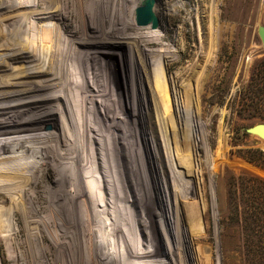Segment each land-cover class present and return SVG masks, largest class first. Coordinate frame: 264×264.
Listing matches in <instances>:
<instances>
[{
  "label": "rangeland",
  "instance_id": "374dc122",
  "mask_svg": "<svg viewBox=\"0 0 264 264\" xmlns=\"http://www.w3.org/2000/svg\"><path fill=\"white\" fill-rule=\"evenodd\" d=\"M21 1L4 0L0 15L18 10ZM53 1L57 7L65 1L76 6V0ZM132 1L115 0L120 44L147 49L151 58L140 62V68L150 67L154 73L165 64L160 78L165 87L158 82L155 89H167L153 109L154 74L145 73L140 81L127 83L133 108L130 101L122 104L108 96L103 106L98 101L96 105L84 62L87 59L90 67V60L76 56L85 76L89 125L74 135L75 150L53 149L40 133L18 160L17 148L0 142V264H245L241 233L222 219L230 208L231 175L264 178L262 167L242 157L248 150L264 153V139L245 130L264 123V46L258 32L264 27V0H155L158 29L149 25L148 31L125 25L121 7L129 10ZM4 25V30L9 28ZM141 34L166 36L167 41L144 45ZM117 62L115 57L120 82L125 66L119 59V71ZM199 65L210 68L207 79L188 82ZM176 74L183 88L169 87ZM106 89L105 83V96ZM145 101L151 115L140 119L138 109ZM128 109L134 115L127 118L130 128L125 129L123 113ZM8 137L0 133V139ZM83 141L88 144H79ZM166 188L177 207L172 211L176 222L171 260L167 244L173 236L165 238L157 212L161 193L168 216ZM28 196L33 202L23 201ZM62 256L66 261L60 263Z\"/></svg>",
  "mask_w": 264,
  "mask_h": 264
},
{
  "label": "bare ground",
  "instance_id": "6f19581e",
  "mask_svg": "<svg viewBox=\"0 0 264 264\" xmlns=\"http://www.w3.org/2000/svg\"><path fill=\"white\" fill-rule=\"evenodd\" d=\"M3 1L0 0V10L4 6ZM53 2V0H22V7L18 10L10 12L9 14L3 13V15H0V120H2V123L0 121V133L7 132L9 134L7 139L1 138L0 142L4 145L17 148L20 152L18 160H22L25 149L34 146L33 143L37 141L38 134L40 133H44L46 141L50 143L53 149L62 147L66 150H75L73 146L77 142L73 144L74 135L82 133L84 129L86 130V124L89 125L85 76L83 77L81 60L79 61L76 56L84 55L90 60L92 65L90 67L92 69L89 67L87 59L84 62L87 70L86 76L89 81L90 95L96 105L98 101L103 106L105 97L107 98V96L110 100L116 101L118 99V102L122 104L123 102H129L130 96L127 83L129 81H140L142 76L145 75L154 74L151 81V86L154 89L158 86V82H160L162 89L165 87L160 81L165 64L158 65L154 73H152L150 67L145 68L143 66V68H140L137 65L150 57V54L146 51L147 49L143 50L142 48L136 47L133 50L125 48V45L120 44L122 37L116 24L117 5L115 0H106V2L99 1L101 5H99L98 0H76V6L74 7L70 1H65L63 6L59 3L61 10H57L58 15L55 13V9L59 8L56 5L57 1L55 4ZM139 3L140 0H133V7L129 10L126 6L122 5L123 20L126 26L137 30L148 31V28H150L149 25L138 26L134 23V10ZM162 5L167 6L166 3ZM49 10L51 12H48ZM155 14L159 15L160 12L156 10ZM99 16L101 19L98 18ZM4 24L9 25V28L7 27L4 30L1 26ZM35 26H37L36 30H39L38 32L35 30ZM140 38H142V41L144 40L142 42L144 45H161L167 41L166 36L161 37L160 35L145 36L141 34ZM137 39L135 38L136 41ZM83 47L85 50H83ZM115 57H118L117 64L119 71H121L119 59L122 60L125 66L124 79L120 77V82L114 66ZM101 64L105 69L104 75L103 71H101ZM109 65L110 69L108 67ZM207 67L206 65H199L196 69L193 68L192 72H189L190 80L188 82L195 84L201 76L203 79H207L205 77L209 74L208 71L210 69L209 67L207 69ZM111 71L114 73V77H111ZM179 77L180 75L176 74L170 81L169 87L175 88L176 86L177 88H181L182 85L177 83ZM101 78L105 79L104 84H102ZM105 83L107 87L106 96L103 91V85ZM165 89L154 90L155 93H153L151 98L153 109L155 108L154 105L157 99L162 98ZM178 90H176L177 93ZM192 98H194L193 95ZM148 103L145 101L144 106L142 108L141 106L139 107L140 119L145 115H151V110L147 108ZM132 106L130 101V109L133 108ZM114 107L116 112L117 108L116 106ZM103 113L105 115L106 111ZM123 114L124 125L126 123L125 129L130 128L128 126V119L134 113L129 112L128 109L124 110ZM153 132L159 143V132L154 127L152 128ZM79 144L85 146L88 144V141L79 142ZM35 157L38 158L39 154L35 155ZM165 191V199L168 205V209L166 210H169L168 216L163 213L164 196L161 193L157 195L160 211H156L158 212V216L160 215V218L162 217V233L165 234V238L167 239L168 233L170 236H173L169 240V245L167 244L169 251V254H167L170 256V259L169 257L168 259L171 260L172 255L169 246L175 239V228L172 224L176 222L175 217L172 215L174 212L172 211H176L177 207L174 203L173 196L170 192L168 193L167 188ZM154 198V194H152V199L150 198L152 206L155 200ZM26 200L33 202V198L29 196L23 201ZM62 208L63 212L69 216L70 211L65 206H62ZM26 215L25 217H30L29 213ZM145 215L146 213H144ZM82 216L84 217V213ZM55 244L54 247L59 251L60 244L56 241ZM59 260L61 263V261H66V258L62 256ZM144 264L158 263L150 261Z\"/></svg>",
  "mask_w": 264,
  "mask_h": 264
},
{
  "label": "trees",
  "instance_id": "16d2710c",
  "mask_svg": "<svg viewBox=\"0 0 264 264\" xmlns=\"http://www.w3.org/2000/svg\"><path fill=\"white\" fill-rule=\"evenodd\" d=\"M242 157L264 169L262 151L248 150ZM228 193L230 208L223 216L224 225L227 218L241 233L245 264H264V178L246 173L231 175ZM224 231L228 234L225 227ZM225 232L222 235L227 236Z\"/></svg>",
  "mask_w": 264,
  "mask_h": 264
},
{
  "label": "water",
  "instance_id": "95a60500",
  "mask_svg": "<svg viewBox=\"0 0 264 264\" xmlns=\"http://www.w3.org/2000/svg\"><path fill=\"white\" fill-rule=\"evenodd\" d=\"M155 0H140L139 5L134 10V20L138 26L150 25L152 28L158 26V19L153 12ZM264 27L260 26L258 29L262 45L264 46ZM249 134H256L264 139V123H258L245 129Z\"/></svg>",
  "mask_w": 264,
  "mask_h": 264
}]
</instances>
